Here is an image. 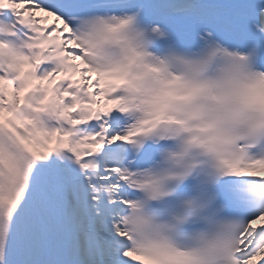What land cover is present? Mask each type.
Instances as JSON below:
<instances>
[{
  "label": "snow or ice",
  "instance_id": "obj_1",
  "mask_svg": "<svg viewBox=\"0 0 264 264\" xmlns=\"http://www.w3.org/2000/svg\"><path fill=\"white\" fill-rule=\"evenodd\" d=\"M0 264H264V0H0Z\"/></svg>",
  "mask_w": 264,
  "mask_h": 264
}]
</instances>
